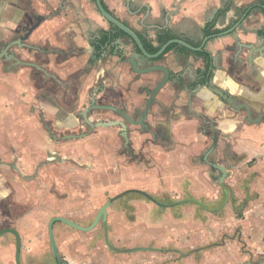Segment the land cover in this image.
I'll return each mask as SVG.
<instances>
[{
  "label": "crops",
  "instance_id": "1",
  "mask_svg": "<svg viewBox=\"0 0 264 264\" xmlns=\"http://www.w3.org/2000/svg\"><path fill=\"white\" fill-rule=\"evenodd\" d=\"M179 1L103 0L109 11L140 36L153 39L155 45L163 30L196 46L210 37L202 50L208 56L179 45L151 63L169 68L171 80L157 95L147 118L163 138L143 147L144 138L150 136L137 128L131 134L135 149H143L151 157L148 162L113 163L111 168L105 159H93L77 177L70 176L71 169L65 164H48L38 170V177L46 182L36 190L40 205L17 216L27 251L37 252L48 241L46 234L40 235L41 228L47 227L44 213L74 220L59 212L69 211L67 204L73 206L75 198L82 199L80 206L87 204V210L94 211L102 197L134 190L108 207V238L119 251L108 246L102 224L90 231L70 227V235L78 234L76 230L86 235L88 244L97 239L102 247L78 255V263L264 264V120L249 123L245 111L237 112L203 82L205 74H210L215 88L249 104L256 112L254 117L264 110V57L257 55L248 61L247 50L236 51V39L263 46L264 0H185L176 8ZM40 18L43 20L24 42L36 49L12 46L10 51L25 61L42 66L47 62L58 79H86L81 103L87 89L101 78L105 86L101 98L119 105L131 101L134 92L139 106L162 77V73L133 71L123 57L125 51L129 55L135 48L128 36L104 47L101 58L95 59V39L110 27L95 0H0L1 45L17 39L27 25ZM151 64L143 62V66ZM29 73L25 67L18 73L0 71V157L5 161L0 170L6 174V181L0 177V199L17 187L22 205L30 203L32 194L26 176L33 175L39 161L49 159L35 142L40 130L36 113L26 111L22 104L37 91L25 92L26 86L15 82L29 79ZM23 92L27 97L22 98ZM23 129L28 141L22 144L25 152L20 154L18 172L9 168L14 157L10 148L21 150ZM216 133L217 147L208 153ZM82 142H74L73 147L80 148ZM89 146L97 152L94 141ZM210 162L226 167L223 181ZM95 179L97 191L87 186L88 180ZM4 211L0 209L1 222L7 215ZM58 225H54V233L59 247Z\"/></svg>",
  "mask_w": 264,
  "mask_h": 264
},
{
  "label": "flooded vegetation",
  "instance_id": "2",
  "mask_svg": "<svg viewBox=\"0 0 264 264\" xmlns=\"http://www.w3.org/2000/svg\"><path fill=\"white\" fill-rule=\"evenodd\" d=\"M103 5L105 6V4ZM105 8L107 9L106 6ZM111 13L115 15L113 12ZM34 24L30 25L29 27L33 26ZM109 26L110 27L108 30H104V29L101 30L98 37L95 39V43H94L95 59L97 60L101 58L104 52V48L102 50L99 48V44H100V40L102 39L103 32L110 31L113 25L109 24ZM26 27H28V25ZM27 29H25V32ZM112 44H110L109 46H111ZM32 46L35 47L34 45ZM5 47L6 45L0 44V55H2L0 59V61L2 62V67L0 71L2 73H10V72L18 73L19 70L23 67L30 69L29 79H17L15 82L16 84L20 83L21 85H23V87L26 86L24 89L25 92L30 93L33 90L37 91L36 94H33L30 97L31 98L30 101L28 102L23 101L24 103L22 104H23V108H25L26 111L31 113H36L40 130L38 137L35 139V142L36 144H38V148H40L41 152L43 150L46 151V154L49 159L39 161L36 165L35 168L36 170L34 171L33 175H30L28 177L26 176V179L30 182V186H31L30 191L32 192L31 201L28 205H22L20 200L21 198L19 197V194L16 193L17 187H11L9 196H7V198L2 197L0 199V209L7 210L4 211L5 213H7L6 215L7 220L4 217L6 221L5 220H3V222L0 221V230L15 229L18 231L20 235V241H19L20 264H67L65 262V258L61 255V251L59 250L55 233H54L55 242L57 244L61 261H59V259H57V257L55 256L53 248L52 251H53L54 259L52 261L46 260L45 258H43V255H39L32 248L28 249V251L27 249H25L26 248V245L24 244L25 239H24V235L21 233V229L19 226L20 221L17 219V216H19V214L25 215L29 213L33 207H38L40 205V199L35 196L36 190L38 186L39 187L45 186L46 182L43 181L40 177H38L39 176L38 170L42 169L44 166L48 164H52V165L65 164L69 166L71 170L76 165L80 167L81 170H87L89 168L87 167L88 162L98 158L100 160L102 159V161H104L105 159L110 164L122 163V162L126 164V163H133L135 161L141 164L146 163L149 161L148 159H151V157L146 156V154L144 155L143 149H140L138 151L135 149V144L131 136V134L133 133V129L137 128L140 133L142 134L147 133L150 136L148 139H146V137L144 138L142 144L143 147H145V145L148 142H152L154 140H159V138H163V135L160 133L159 134L155 133L151 128V126L148 124L147 119H146V123L149 125L148 129L131 124L128 119L126 118L124 119L122 117V115L119 113L118 110H113L108 108V107H115L116 109L125 110L126 115L130 119L138 120L143 109L142 108L143 103H145L147 98L145 99L144 102L142 101L140 103L139 105L140 107L137 105L135 101V97H133L134 92L132 93V91H131L132 94L130 95L132 97V100L120 101L119 105L112 101L104 100L103 98L100 97V93H102V91L105 90V86L103 82L104 79L99 78L96 79L94 81V84L87 89L84 96V101H82L81 103L82 91L84 86L83 82H85L84 80L86 79H79V78L58 79L53 75V73L48 68L47 62H45L46 63L45 66H42L41 64H39V62L35 63L29 60L26 61L22 60L21 58L19 59V56L16 55L14 51H13L15 53L14 57L16 59L10 58L9 54L12 51H10L11 49H8L7 53L5 54L4 51ZM15 47H19V45H16ZM29 50L34 51V49L31 48ZM60 59L62 60V58ZM4 85L6 84H2L3 87ZM147 93L149 95V91H147ZM21 96L22 98L27 97V94L23 92ZM88 121L93 123L95 127L91 126V124L88 123ZM111 121L114 122L125 121L127 128L123 129L121 125H119V123H117L114 126H106V127L97 126L98 123H102L103 125ZM25 134L26 133L24 132L23 129L21 138H19L21 139V141L19 142L20 147L22 146L20 151L16 152L15 148L13 147L10 148L11 150L10 155L12 154L14 157L12 160V164L9 165V168H11L12 170L13 169L17 170L18 172L20 170V166L22 164V157H23L20 154L24 155L25 152L23 151L22 144L27 143L28 141ZM80 140L83 141L82 144L80 145V148L73 147V143ZM93 141L94 143L97 144L96 153H94L95 148L92 149L89 146V143H92ZM4 164H5L4 159L0 157V167L1 165ZM109 167L112 168V166ZM96 169L98 170L97 166ZM5 175L6 174L1 172L0 170V177L2 178L4 177L3 178L4 181H6ZM19 176H21L22 178L23 176L25 177V175H23L21 172ZM70 176L72 175L70 174ZM22 190L23 192L25 191L23 188ZM131 191L134 190H127L126 192L129 193ZM135 191L140 193L143 192L140 190H135ZM124 192L125 191H123V193ZM120 194L121 193H119L118 195ZM126 194L127 193H125L124 195ZM124 195L120 196L119 198L123 197ZM23 196L24 195H22V197ZM44 198H46V196ZM110 198H108L105 202L103 201L98 211L100 210L102 205L105 204ZM119 198L115 199L114 201L118 200ZM113 202L110 204V206L113 204ZM51 206H54L53 203ZM12 207H16L17 210L14 211ZM52 217H57V216H52ZM50 219L48 220L47 223V229L49 226ZM70 220L75 221L73 219ZM58 222L61 221H57L56 223ZM75 222L78 223V221ZM56 223H54V225ZM78 224L85 226L80 222ZM99 224L103 225L102 220L100 221ZM54 225H53V232H54ZM47 239L50 242L48 232H47ZM17 245H18V240L15 234L9 232V233H4L3 235L0 236L1 264H19L17 260V256H18Z\"/></svg>",
  "mask_w": 264,
  "mask_h": 264
},
{
  "label": "water",
  "instance_id": "3",
  "mask_svg": "<svg viewBox=\"0 0 264 264\" xmlns=\"http://www.w3.org/2000/svg\"><path fill=\"white\" fill-rule=\"evenodd\" d=\"M96 1V5H97V9L98 11L101 13L102 17L111 25L117 27L119 30H122L124 33H126V35L133 41V43L135 44V48L133 50H131V53L129 55H127V51H125V53H123V57L125 58L126 62L129 63L133 69V71H135L138 74H152V73H162V77L159 81H157V83H155L154 87L152 89L149 90V95L145 101V103H143L142 106V112L141 115L139 117L138 120L134 119H130L127 115L125 110H121V109H116L115 107H108L110 109L113 110H118L119 113L122 115V117L125 119H128L129 122L131 124L140 126L142 128H149V125L146 123V119L150 113V110L153 106V104L156 101V97L157 95L161 92V90L166 86V84L170 81L171 79V72L169 70V68L164 67L162 65H152L151 63L153 61H155L156 59H158L159 57H161L162 55L165 54V52L167 51V49L173 45V44H178L182 47L187 48L190 51L193 52H200L204 49L207 41L209 40L210 37H206L204 39V41L202 42V44L200 46H195L193 44H191L190 42H188L186 39L181 38V37H177L175 39H171L169 41H167L164 44L159 45V50L156 53H150L147 51L140 35L133 30L129 25H127L126 23H124L123 21H121L118 17H116L115 15H113L109 10H107L105 8V6L103 5L102 0H95ZM185 0H180L177 5L176 8H180L181 4L184 2ZM43 20V18H40L38 20V22L36 24H34L31 27H26L25 29L26 32L22 35H20L17 39L12 40L11 42L7 43L6 47H5V54L7 53V50L10 49L12 46H16L19 45V47H24L27 49H35V47H33L31 44L28 43H24L26 40L29 39V37L31 36V34L33 33V31L37 28V26L40 24V22ZM24 43L23 45H20L21 43ZM1 44V43H0ZM118 44L120 45L121 42H118ZM236 46H237V53L240 54L241 52H243V50H247L248 54H247V60L248 61H253L255 60L257 55H261L262 57H264V44L261 47H258L257 45L251 44V43H241L236 39ZM108 47V46H106ZM10 58H15V53L11 52L9 54ZM2 55H0V59H1ZM16 59V58H15ZM148 61L149 64L148 66H143V62L144 61ZM213 79V78H212ZM210 77V74H205L204 76V81L205 82V86L211 88L215 93H217L228 105H230L233 109H235L237 112L240 111H245L246 113V120L249 123H259L261 121L264 120V110L260 111L259 113H257L256 117L255 114L256 112L254 111V109L247 103H239V100L236 98V96L231 95L229 92L224 91L220 88H215L214 84H213V80ZM203 84H200V86H202ZM138 107V106H137ZM140 107V106H139ZM88 123L91 124V126L95 127V125L93 123H91L90 121H88ZM117 123H119V125H121V127L123 129L127 128V125L125 123V121H118V122H108L102 125V123H98L97 126H114ZM218 133H216L215 137H214V142L212 147L209 149L210 153L215 147H217V143H218ZM207 156V154H206ZM210 165L212 166L213 169L218 170L220 173V181H223L225 179V177H227V169L224 165H221L218 162H210ZM125 193L128 192H124L121 193L120 195L114 196L112 198H110L105 204L102 205V207L100 208V210L98 211L94 221L89 225V226H82L78 223H76L75 221H72L68 218L65 217H61V216H57V217H52L49 221V226H48V235H49V239H50V244L53 248L54 254L57 257V259H59V261H61V257L57 248V244L55 242V237H54V232H53V225L54 223H56L57 221H61L64 222L78 230L81 231H90L92 229H94L102 220V223L104 225V228L106 230V234H105V239L106 242L108 244V246L116 251H119L120 249L114 247L110 242H109V238H108V233H107V214H108V207L110 206V204L117 198H119L120 196L124 195ZM142 194H144L145 196H147L148 198H150L151 200H154L152 196H150L149 194L142 192ZM161 205V204H160ZM13 233L16 235L17 240H18V245H17V252H18V256H17V260L18 263L20 264V260H19V252H20V235L18 233L17 230L15 229H3L0 230V236L3 235L4 233ZM1 264V263H0Z\"/></svg>",
  "mask_w": 264,
  "mask_h": 264
},
{
  "label": "rangeland",
  "instance_id": "4",
  "mask_svg": "<svg viewBox=\"0 0 264 264\" xmlns=\"http://www.w3.org/2000/svg\"><path fill=\"white\" fill-rule=\"evenodd\" d=\"M89 163H90V161L88 162V166L87 167H89ZM112 164L113 163H111V164L108 163V165H110V166ZM70 172H71V175H73L74 177H77L79 173H82V170L80 169V167L75 165L73 167V172H72V170ZM78 182H79V180L76 183L78 184ZM100 183L103 184L102 182H100ZM98 184L99 183H98L97 179L91 180V181L88 180V185L87 186L92 188L93 191H97ZM100 198H101V196H100ZM108 198H110V197L109 196L102 197L100 203L102 204L103 201L105 202ZM86 200L87 199H84V201H86ZM82 202L83 201H82V199L80 197L75 198L74 201H73V204H74L73 206L71 204H69V203L67 204V207L70 208V210L69 211H61V212H59V214H67L68 216L71 215V217L74 218L75 221H80L82 224H86L85 226L90 225L92 223L95 215L97 214V211L99 209L98 207L101 204L98 203L95 206V210L94 211H89V210H87V207H86L87 204L84 205L83 207L80 206V204ZM85 203L86 202H84V204ZM53 214H54L53 212L50 213V214L49 213L48 214L47 213L43 214V216H44L43 225H44V223L45 224L48 223V220L53 216ZM56 224L57 225L59 224L57 231H58V236L61 237V239H60L61 246H59V248L61 250V255L65 258V262L67 264H82V262L78 263L76 261L77 258H78V255H81L82 253H83V255H86V253L88 251H90L92 253L93 251H100V249H102V247H100L101 243L99 244V242L96 241L97 239H95V242H91V243H94V244H90V243L88 244L89 241L85 240V238H86L85 234H82L81 232H78V231L75 230L74 233H78V234H74L72 236V235L69 234V232H70L69 230H71L70 226H68V225H66L64 223H61V222H58ZM46 230H47L46 226H44V228H41L40 235H42V234H44V235L46 234L47 235V233L45 232ZM79 231H81V230H79ZM69 240H73V243H68L67 241H69ZM84 241H86V242H84ZM37 252H38L39 255H43V258H45L46 260H51L52 261L54 259L52 247L50 245L49 240L47 241V243L45 245L40 247V249Z\"/></svg>",
  "mask_w": 264,
  "mask_h": 264
},
{
  "label": "trees",
  "instance_id": "5",
  "mask_svg": "<svg viewBox=\"0 0 264 264\" xmlns=\"http://www.w3.org/2000/svg\"><path fill=\"white\" fill-rule=\"evenodd\" d=\"M103 4H104V2H103ZM261 7L264 9V2L261 3ZM121 36H127V35L122 30H119L117 27L112 26V29L110 31H104L103 32V36H102V39L100 40L99 48L102 50L105 46H109L110 44L113 43V41H115L116 39H118ZM140 37H141V39H142L147 51L152 53V54L156 53L159 50V45L164 44V43H166L167 41H169L171 39L177 38L169 30H163V31H160L158 33L157 42L159 43V45H155L154 44V40L150 39L147 36H140ZM178 46H179L178 44H173L167 49L166 52H168L172 48L178 47ZM182 49H185V48L182 47ZM197 53L199 55H204L206 57L208 56V54L205 51H200V52H197Z\"/></svg>",
  "mask_w": 264,
  "mask_h": 264
}]
</instances>
